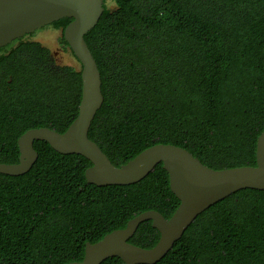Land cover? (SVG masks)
<instances>
[{
	"label": "trees",
	"instance_id": "1",
	"mask_svg": "<svg viewBox=\"0 0 264 264\" xmlns=\"http://www.w3.org/2000/svg\"><path fill=\"white\" fill-rule=\"evenodd\" d=\"M71 21L54 25L64 30ZM84 40L104 98L88 138L113 165L155 144L186 149L215 170L256 165L264 0H104ZM80 74L64 66L30 83L14 74L15 83L36 86L0 104V163L18 162L17 139L29 129L66 131L78 114ZM33 147L38 159L28 173L0 174V264L81 262L87 242L145 211L169 219L179 205L162 164L136 184L97 187L86 182L85 158L43 141ZM159 236L146 221L128 242L150 249ZM156 264H264V190L244 189L209 207Z\"/></svg>",
	"mask_w": 264,
	"mask_h": 264
},
{
	"label": "water",
	"instance_id": "2",
	"mask_svg": "<svg viewBox=\"0 0 264 264\" xmlns=\"http://www.w3.org/2000/svg\"><path fill=\"white\" fill-rule=\"evenodd\" d=\"M104 0H0V48L61 19L72 21L63 30V39L81 64V99L77 117L64 133L46 127L33 128L17 139L18 162L0 163V174L19 177L30 171L38 159L35 141L46 142L61 155H78L91 163L84 173L86 182L97 187L129 186L143 180L162 164L169 177L171 193L179 205L169 219L157 211H145L130 219L123 229L114 230L96 243L85 244L81 262L102 264L113 257L123 264H156L172 249L187 228L209 207L244 190H264V129L258 136L255 166L215 170L202 164L186 149L155 144L119 167L113 165L100 147L88 138V131L104 98L97 64L84 36L98 23ZM151 221L159 240L150 249L128 240L141 223Z\"/></svg>",
	"mask_w": 264,
	"mask_h": 264
},
{
	"label": "flooded vegetation",
	"instance_id": "3",
	"mask_svg": "<svg viewBox=\"0 0 264 264\" xmlns=\"http://www.w3.org/2000/svg\"><path fill=\"white\" fill-rule=\"evenodd\" d=\"M50 25L54 30H60L61 34L63 33V30L57 28L54 23ZM27 36L29 34L0 48V104L4 103V99L10 97L21 95L22 98H26L27 95L32 94L36 85L28 84V82L30 83L29 77H55L56 69L53 55L38 42L28 40ZM62 37L63 35H61ZM60 44L62 48H69L62 41ZM14 74L16 77H20L19 79L28 80L27 84H24L23 80L15 83Z\"/></svg>",
	"mask_w": 264,
	"mask_h": 264
},
{
	"label": "rangeland",
	"instance_id": "4",
	"mask_svg": "<svg viewBox=\"0 0 264 264\" xmlns=\"http://www.w3.org/2000/svg\"><path fill=\"white\" fill-rule=\"evenodd\" d=\"M106 6L110 10L115 9V5L107 1ZM60 30H54L51 25L44 26L33 33L29 34L26 38L30 41L38 42L42 47L48 49V52L54 57L55 69L60 70L62 67L67 66L75 71L81 70V64L75 58L71 50L67 47L62 48Z\"/></svg>",
	"mask_w": 264,
	"mask_h": 264
}]
</instances>
